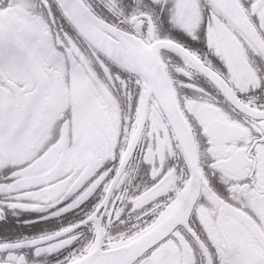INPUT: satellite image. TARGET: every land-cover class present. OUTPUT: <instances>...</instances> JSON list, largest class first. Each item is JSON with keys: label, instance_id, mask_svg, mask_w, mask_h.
Returning a JSON list of instances; mask_svg holds the SVG:
<instances>
[{"label": "snow or ice", "instance_id": "snow-or-ice-1", "mask_svg": "<svg viewBox=\"0 0 264 264\" xmlns=\"http://www.w3.org/2000/svg\"><path fill=\"white\" fill-rule=\"evenodd\" d=\"M0 264H264V0H0Z\"/></svg>", "mask_w": 264, "mask_h": 264}]
</instances>
